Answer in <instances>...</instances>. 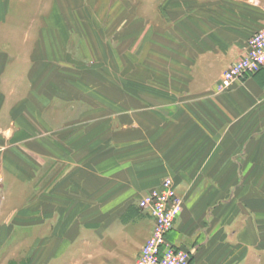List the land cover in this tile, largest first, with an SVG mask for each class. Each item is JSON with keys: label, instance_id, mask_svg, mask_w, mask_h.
I'll use <instances>...</instances> for the list:
<instances>
[{"label": "crops", "instance_id": "obj_1", "mask_svg": "<svg viewBox=\"0 0 264 264\" xmlns=\"http://www.w3.org/2000/svg\"><path fill=\"white\" fill-rule=\"evenodd\" d=\"M19 1L0 0V264H67L82 244L75 264H135L154 224L140 199L166 178L190 264H264V68L217 89L264 0H185V31L144 33L161 48L137 71L154 79L84 78L99 62L83 32L51 8L20 18Z\"/></svg>", "mask_w": 264, "mask_h": 264}, {"label": "rangeland", "instance_id": "obj_2", "mask_svg": "<svg viewBox=\"0 0 264 264\" xmlns=\"http://www.w3.org/2000/svg\"><path fill=\"white\" fill-rule=\"evenodd\" d=\"M19 2L18 13L21 16L20 18L32 15L37 20L38 16L41 15L42 17L45 14L42 12L43 9L50 10L51 8V15L67 16L68 29L83 32V42L86 44L85 46L89 45L84 49V54L97 50V62H99L97 70H93V73L87 72L86 69L83 71L84 78H89L91 75V77L98 79L122 78L124 76L139 78L142 74L143 77L141 78L154 79L155 72L153 70L147 72L137 71V59L144 58L146 54H153L155 47L161 48L160 43L156 44V42H160L159 40L144 38V33L165 29L176 31H185L186 29L187 4L185 0H166L162 4L160 6L162 22L159 26L154 21L155 10L151 5V0H20ZM43 2L45 4L42 5ZM59 2L62 5L61 7L57 6ZM53 6H55L54 9ZM172 18L175 21H172ZM24 25L27 27H23V29H29L28 26L31 24L25 23ZM19 30H22V27ZM91 32H98L103 47L101 45L96 49L90 47ZM127 32L130 37L122 38L121 34H128ZM163 42H165V39H163ZM166 47L171 48L170 46ZM117 55L120 59L125 56L128 64L133 69L131 71L119 69L121 60L117 61ZM107 58L109 59L108 63L106 62ZM224 92L219 91V93ZM92 249L93 246L87 244L70 248L66 257L69 260L67 264H75L74 260L77 256ZM103 261L108 260L104 259ZM9 264L16 263L12 261ZM86 264L96 263L89 261Z\"/></svg>", "mask_w": 264, "mask_h": 264}, {"label": "built area", "instance_id": "obj_3", "mask_svg": "<svg viewBox=\"0 0 264 264\" xmlns=\"http://www.w3.org/2000/svg\"><path fill=\"white\" fill-rule=\"evenodd\" d=\"M264 68V26L255 32L241 54L223 73L217 89H231L236 83L256 75ZM140 208L153 219L151 236L142 246L135 264H190L191 252L175 246L168 240L169 232L183 211L182 198L171 178L146 192L139 202Z\"/></svg>", "mask_w": 264, "mask_h": 264}]
</instances>
